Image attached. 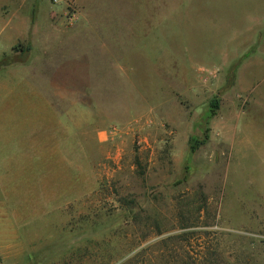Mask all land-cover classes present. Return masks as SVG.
<instances>
[{
  "label": "rangeland",
  "instance_id": "rangeland-1",
  "mask_svg": "<svg viewBox=\"0 0 264 264\" xmlns=\"http://www.w3.org/2000/svg\"><path fill=\"white\" fill-rule=\"evenodd\" d=\"M0 51V143L11 88L32 104L2 185L44 195L15 214L59 241L42 264H264V0H0Z\"/></svg>",
  "mask_w": 264,
  "mask_h": 264
},
{
  "label": "crops",
  "instance_id": "crops-1",
  "mask_svg": "<svg viewBox=\"0 0 264 264\" xmlns=\"http://www.w3.org/2000/svg\"><path fill=\"white\" fill-rule=\"evenodd\" d=\"M74 62L80 64L81 68H86L83 61ZM23 64H15L13 69L23 66ZM28 79L27 74L26 80L22 81H27V86ZM24 86L26 84H16L11 88L8 111H6L8 112L9 122V128L6 132L11 134V138L0 143V264H30V262L31 264H42L48 261L46 259L47 254L54 250H49L47 247H55L59 244V241L56 242L54 239L39 236L38 230L40 227L38 225H34L35 228H33L29 223H21L20 217H15V214L19 212L18 209L24 210L27 208L30 210V208L40 207V198H42L41 205L44 206V195H40V193H33V195L31 193H25V195L14 193L2 185L12 179V173H7L8 166L14 165L13 160L8 156L9 153L15 148L22 149L23 143L30 141L31 132L28 128V122L26 121L25 128L19 122L20 118H29L32 105L27 95H25V98L24 95H21ZM11 118H13L12 121ZM29 198H32V200ZM31 234L32 236H30Z\"/></svg>",
  "mask_w": 264,
  "mask_h": 264
},
{
  "label": "trees",
  "instance_id": "trees-1",
  "mask_svg": "<svg viewBox=\"0 0 264 264\" xmlns=\"http://www.w3.org/2000/svg\"><path fill=\"white\" fill-rule=\"evenodd\" d=\"M219 108H220V99L216 97L210 103V115H209L210 119L214 118L217 115ZM207 139H208V134L205 135V138L202 141L198 139H193V141L191 142V151L193 153L196 152L200 146L205 144ZM220 264H225V263L223 261H220Z\"/></svg>",
  "mask_w": 264,
  "mask_h": 264
},
{
  "label": "built area",
  "instance_id": "built-area-1",
  "mask_svg": "<svg viewBox=\"0 0 264 264\" xmlns=\"http://www.w3.org/2000/svg\"><path fill=\"white\" fill-rule=\"evenodd\" d=\"M50 1L55 6H59V5H61L64 2V0H50ZM66 8H67L68 12H71V20L75 21L76 18H77V13H76L74 7L72 5H70V4H67Z\"/></svg>",
  "mask_w": 264,
  "mask_h": 264
},
{
  "label": "water",
  "instance_id": "water-1",
  "mask_svg": "<svg viewBox=\"0 0 264 264\" xmlns=\"http://www.w3.org/2000/svg\"><path fill=\"white\" fill-rule=\"evenodd\" d=\"M131 214H133V211H130Z\"/></svg>",
  "mask_w": 264,
  "mask_h": 264
}]
</instances>
